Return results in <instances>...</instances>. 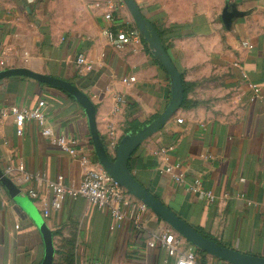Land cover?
<instances>
[{
  "label": "crops",
  "instance_id": "crops-1",
  "mask_svg": "<svg viewBox=\"0 0 264 264\" xmlns=\"http://www.w3.org/2000/svg\"><path fill=\"white\" fill-rule=\"evenodd\" d=\"M134 1L161 33L185 98L131 156V173L199 232L264 257V0ZM227 2L248 12L230 30L222 21ZM108 12L112 21L105 19ZM135 27L122 0H0V70L24 67L78 86L96 107L97 129L108 148L129 134L128 123L146 126L171 98L169 77L142 38L114 45L104 33ZM79 56L91 70L80 71ZM130 78L135 80L124 82ZM40 100L53 133L77 141V157L42 136L35 120L26 121L18 135L9 108L33 109ZM19 164L31 179L17 183V198L2 187L0 264H175L163 249L150 246L171 228L150 209L137 230L130 219L135 204L124 208L128 218L121 226L85 198L65 196L61 209L52 208L49 181L63 176L66 186L78 188L87 171L101 168L88 119L66 92L12 77L0 81V167ZM168 165L180 166L174 172L183 174L184 183L164 172ZM195 180L215 202L189 190ZM40 199L46 200L47 218ZM206 261L228 264L208 254Z\"/></svg>",
  "mask_w": 264,
  "mask_h": 264
},
{
  "label": "water",
  "instance_id": "water-1",
  "mask_svg": "<svg viewBox=\"0 0 264 264\" xmlns=\"http://www.w3.org/2000/svg\"><path fill=\"white\" fill-rule=\"evenodd\" d=\"M122 2L128 9L141 38L166 71L171 84V98L165 110L158 117L136 133L125 136L114 153H110L98 132L95 105L75 84L61 78L40 74L24 67L0 70V81L12 77H24L66 92L83 108L88 119L90 137L98 163L114 181L124 187L139 202L147 206L159 219L196 249L228 264H264V257L233 250L204 236L145 189L131 173L129 168L131 156L146 139L162 130L182 107L185 98V88L182 75L168 55L156 28L144 17L134 0H122ZM246 15H248V12L240 11L237 9L236 4L227 2L222 12V21L225 28L230 30L235 20ZM0 185L13 198H17L21 194L19 186L5 174L1 167Z\"/></svg>",
  "mask_w": 264,
  "mask_h": 264
},
{
  "label": "built area",
  "instance_id": "built-area-1",
  "mask_svg": "<svg viewBox=\"0 0 264 264\" xmlns=\"http://www.w3.org/2000/svg\"><path fill=\"white\" fill-rule=\"evenodd\" d=\"M105 19L107 21H112V14L108 12L105 15ZM104 33L114 45L130 44L133 41L141 39V35L136 27L129 31H120L117 34L111 29H106L104 30ZM245 45L246 43H244V46ZM77 65L80 71H89L92 69L91 65L87 63L83 56L78 57ZM134 80V78H130L129 80L125 79L124 82L128 83L133 82ZM251 87L257 91L255 85L252 84ZM256 97H259V95ZM118 100L120 102H124L123 98H119ZM44 106L45 102L40 100L37 106L33 109L18 108L16 106L9 108V114L14 117L18 135L23 134L24 124L26 121L35 120L40 127L42 136L48 138L52 144L60 147L68 155L77 157L79 155L77 141L66 136L55 135L53 133L51 126L47 123V117L43 111ZM3 115L6 116L7 113L4 112ZM178 122L181 123L182 120H178ZM110 134L113 135V132ZM117 146V142L111 140L108 146L110 153H114ZM81 161L84 165H86L88 163V158L85 155H82ZM177 168H180V166L168 165L164 168V172L172 175L177 182L184 183L183 174L174 172ZM4 172L16 184L31 179V176L25 172L23 164H19L18 166H8ZM200 183L201 182L199 180H195L193 184L189 186V190L204 196L211 203L215 202L216 196L211 192L202 190ZM47 185L52 193V208L54 210L61 209L62 200L65 196L71 198H85L98 208L107 209L111 218L118 224V226H121L128 218V216L124 213V208L129 207L131 204H135L137 205V210L132 212L130 219L134 228L141 230L143 214L149 210L147 206L139 202L136 198L129 194L124 187L114 181L112 177H110L102 168L87 171L78 188L66 186L63 176H59L54 181H49ZM1 197L2 186L0 185V199ZM40 203L43 206L42 214L47 218L50 215V211L46 206V200L40 199ZM150 246H157L163 249L169 257L175 258V264H198L195 247L186 242V240L179 236L172 228H168L165 232L160 234ZM82 264L100 263L86 262Z\"/></svg>",
  "mask_w": 264,
  "mask_h": 264
},
{
  "label": "trees",
  "instance_id": "trees-1",
  "mask_svg": "<svg viewBox=\"0 0 264 264\" xmlns=\"http://www.w3.org/2000/svg\"><path fill=\"white\" fill-rule=\"evenodd\" d=\"M157 32H158V30H157ZM158 34H159V36H160V38H161V33H159L158 32ZM183 85H184V83H183ZM184 88H185V86H184ZM144 125H141V124H137V123H134V122H131V123H128V128H127V133H129V134H134V133H136L140 128H142ZM156 197V196H155ZM157 198V197H156ZM158 199V198H157ZM159 200V199H158ZM201 233V232H200ZM203 234V233H202ZM204 235V234H203ZM204 236H206V235H204ZM207 238H209V239H211V240H213L211 237H209V236H206ZM206 256H207V254L206 253H204V252H202V251H198V256H197V263L198 264H207V261H206ZM199 259V260H198Z\"/></svg>",
  "mask_w": 264,
  "mask_h": 264
},
{
  "label": "rangeland",
  "instance_id": "rangeland-1",
  "mask_svg": "<svg viewBox=\"0 0 264 264\" xmlns=\"http://www.w3.org/2000/svg\"><path fill=\"white\" fill-rule=\"evenodd\" d=\"M199 260V259H198Z\"/></svg>",
  "mask_w": 264,
  "mask_h": 264
}]
</instances>
